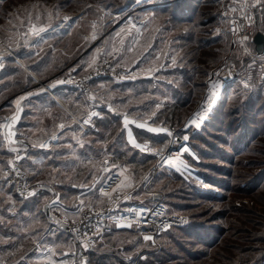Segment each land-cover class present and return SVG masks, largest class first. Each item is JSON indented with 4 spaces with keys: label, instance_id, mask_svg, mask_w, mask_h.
I'll return each instance as SVG.
<instances>
[{
    "label": "rangeland",
    "instance_id": "1",
    "mask_svg": "<svg viewBox=\"0 0 264 264\" xmlns=\"http://www.w3.org/2000/svg\"><path fill=\"white\" fill-rule=\"evenodd\" d=\"M197 1L0 0V118L16 114L18 100L35 111L23 121L31 123L21 132L29 145L23 155L13 146L1 159L0 229L19 234L23 225L37 233L40 216L24 221L17 210L35 199L41 212L53 204L76 222L81 211L110 203L99 189L116 175L111 197L122 182L131 187L118 191H132L142 206L159 194L186 225L149 240L118 229L96 242L90 264H264V54L227 32L228 20L243 14L227 12V0ZM32 26L44 31L35 35ZM102 63L111 78L90 82L86 91L60 86ZM37 100L44 104L36 109ZM173 107L181 121L174 128ZM197 112L205 116L199 128L190 124ZM91 113L98 115L87 121ZM129 133L147 148L134 147ZM185 136L202 157L187 146L196 160L187 154L179 159L186 167L165 163L168 170L153 176L148 149L163 152ZM40 143L47 147L33 146ZM13 160L43 196L18 199L3 182ZM17 255L0 258L13 256L16 264Z\"/></svg>",
    "mask_w": 264,
    "mask_h": 264
},
{
    "label": "built area",
    "instance_id": "2",
    "mask_svg": "<svg viewBox=\"0 0 264 264\" xmlns=\"http://www.w3.org/2000/svg\"><path fill=\"white\" fill-rule=\"evenodd\" d=\"M252 23L253 16L251 13L248 12L239 15L228 20L227 32L232 36L240 38L243 42L252 40L255 35L252 29ZM99 68L100 69L96 70L95 73L81 80L73 81L71 77L66 78L60 86L69 89L78 88L86 91V85L90 82L111 78V75L104 72V70L109 68L107 65L105 66V64L102 63ZM222 70L223 68H219L215 71L213 78H217L220 74L219 72ZM232 76H234V73L227 74V81H231L233 79ZM92 117L93 116H91V119ZM86 120H89V116ZM80 127L84 131H87L84 123H81ZM56 141L57 140L51 141V143H55ZM184 146L190 148L188 141L185 139L180 142H175L174 145H171L163 152H152L148 149L147 152L150 153L156 161L149 172H152L154 176L162 171L165 163H167V159L176 160L177 158L180 159L187 156L189 153H181V149ZM190 150L192 151L191 148ZM12 162L13 163L9 164L4 171L3 182L13 187L17 198L27 200L31 197L43 196L46 193L45 190L39 185L31 184L26 172L20 167L18 162L16 160ZM117 180V176L113 175L102 184L99 193H101V195L104 192L109 193ZM149 181L151 182L152 180L150 179ZM148 185L149 183L147 182V186ZM30 193L35 194L30 195ZM125 196H127V198H125ZM154 197L157 198L150 205L142 206L135 203L132 191H117L114 193L110 203L106 206L99 209L88 208L81 211L80 217L76 222L69 221L59 213H56L53 204H49L47 207L50 210V216L65 227V229L62 230L69 235L71 242L77 247L75 259L70 264H79L85 254H88L91 249L94 248L97 241H100L104 236L110 235L118 229L128 228L136 231L141 237L147 236L155 239L167 230L183 228L186 225V220L180 215L172 212L161 195H154ZM141 209H148L150 211L143 215H137V212ZM127 224H131V227L122 226ZM53 229L60 230L56 225Z\"/></svg>",
    "mask_w": 264,
    "mask_h": 264
},
{
    "label": "crops",
    "instance_id": "3",
    "mask_svg": "<svg viewBox=\"0 0 264 264\" xmlns=\"http://www.w3.org/2000/svg\"><path fill=\"white\" fill-rule=\"evenodd\" d=\"M137 4V3H136ZM227 12L237 13L241 12L245 14L249 12L253 16V23L252 27L255 30V33L261 32L264 33V0H227L226 8ZM252 42L251 40H246L244 43ZM39 100V99H38ZM36 101L38 104L36 106L39 108V105L43 106L44 101L39 102ZM61 100H54L55 104H58ZM20 106V104H19ZM4 106L0 105V115L3 112L2 108ZM48 107H55L54 104H51ZM62 107V106H61ZM5 108V107H4ZM24 109V108H23ZM65 110V107H62ZM31 110L24 109L23 117L21 119L20 126L17 132V138L22 142L18 145L17 153L22 154L23 147L29 146L28 143L25 141L26 134H21V132L27 131L31 123H24V118L26 115L32 116L34 112H29ZM68 111V110H67ZM38 114V113H37ZM34 114V115H37ZM7 115L5 117L0 118V164L1 159L7 157L10 154V146L7 144L5 136H4V124L5 121L8 119ZM2 119V120H1ZM29 131L31 129L29 128ZM15 146V147H16ZM23 155V154H22ZM21 155V156H22ZM3 185L0 183V191H3ZM4 198H0L3 200ZM36 201H26L22 202V207L18 206V211L21 215V219L27 221L33 217L35 220L36 217L40 216L41 220V228H39L37 233H33L29 230L26 226L19 225L21 228V232L19 234H13V232H5L3 229H0V257L1 255H6L10 253L11 255L17 253L18 260L16 264H70L75 259V248L73 246V242L69 239L67 233L60 229L55 230V224L52 223L51 220L48 219V216L44 213V206L41 210L36 208L38 203H41L38 199ZM4 201V200H3ZM39 201V202H37ZM19 202V201H18ZM37 202V203H36ZM26 203V204H25ZM23 212V213H22ZM24 212H26L24 214ZM23 215V216H22ZM7 216L8 218H13L14 216L9 215H2ZM4 218V217H3ZM1 221V220H0ZM118 230L117 232H119ZM115 232V233H117ZM114 234V233H113ZM22 237V238H20ZM24 237H28L29 240V247L26 246ZM28 248V249H27ZM13 256H10L8 259L4 260L0 258V264H14ZM7 261L9 263H7Z\"/></svg>",
    "mask_w": 264,
    "mask_h": 264
},
{
    "label": "snow or ice",
    "instance_id": "4",
    "mask_svg": "<svg viewBox=\"0 0 264 264\" xmlns=\"http://www.w3.org/2000/svg\"><path fill=\"white\" fill-rule=\"evenodd\" d=\"M49 16H51V13H49ZM65 19H68V17H65ZM94 27H95V25H93V28H94ZM30 31H31L33 34H35V35H39V33L42 32V31H44V29H43V28H37L36 26H32V28L30 29ZM93 38H94V36H93ZM90 66H91V65H90ZM20 99L22 100V99H24V97H21ZM16 103H17V105L19 106L20 101L18 100ZM204 111L206 112L207 109H204ZM94 115H98V114H97V113H91V114L89 115V120L91 119V116H94ZM17 119H18V115H16V116H12V117L8 118V119L5 121L4 126H5L6 128H10V127H11V124H14L15 121H16ZM204 119H205V116H204L201 112H197V113H195L194 116L190 119V124H191V125H194L196 128H199V127L201 126V122H203ZM86 122H87V121H86ZM129 122H130V121L128 120L127 116L125 115V117H124V126H125V128H127ZM144 126H145L144 124H139V125H138V127H144ZM60 127L63 128L64 125H60ZM148 130H149V131H154V132H155V131H163V129H152V128H149ZM14 136H15V133H14V132H11V133L9 134V137H6V139H9V142H10V143H15V140H14V139H11V138H14ZM10 137H11V138H10ZM56 138H57V137H56L55 135L52 136V139H56ZM184 139L187 140L188 137L185 136ZM129 140H130V143H132L133 146L136 147V148H140L141 150H144V149L147 148V145H143V146H142V145L136 143L135 140L132 139L130 133H129ZM33 146H34V147H35V146H39L40 148H46V147H47V145L44 144V143H40L39 145H33ZM10 151L15 152L16 149H15V148H10ZM185 151H187V149H185ZM17 159H19V157H17ZM166 162H167L169 165H173V166H175V167L177 168V170H180V168H182V167H186V165H184L182 161H179V158H177L176 160H173V159H167ZM12 163H13L12 161H9V164H12ZM5 179H6V177H5ZM128 187H131V184H128V183H124V182H122L120 185H118L117 189H113L112 191H113V192H116V191H118V190H123V189L128 188ZM34 194H35V193H30V195H34ZM102 195L108 197L109 199L112 198V197H111V194L108 193V192H104V193H102ZM125 198H127V196H125ZM148 211H150V210H148V209H141L139 212H137V215H143V214H145V213L148 212ZM122 226L131 227V224L122 225ZM144 239H145V240H149V239H151V237H147V236H146V237H144Z\"/></svg>",
    "mask_w": 264,
    "mask_h": 264
},
{
    "label": "water",
    "instance_id": "5",
    "mask_svg": "<svg viewBox=\"0 0 264 264\" xmlns=\"http://www.w3.org/2000/svg\"><path fill=\"white\" fill-rule=\"evenodd\" d=\"M252 43L254 44V47H255V53H256L257 55L260 56V55L264 54V33H261V32H257V33H255V35H254V37H253V39H252ZM224 80L226 81L227 78H224ZM23 112H24V110H23V106L20 105V106L18 107L17 111H16V114L13 115V116L18 115V119L15 121V123H14V124H11V127H10V128H6V127L4 126V136H5V139H6V137H9V134H10L11 132H14V133H15L14 138H11V137H10L11 139H14V140H15V143H10V142H9V139H6L7 144L10 145V146H16V145H18V144H20V143L22 142L21 140H19V139L17 138V132H18V128H19L20 123H21V119H22V117H23ZM114 115H115L116 117L119 116L118 113H115ZM43 210H44V213L48 216V218H49V219H50V220H51V221H52V222H53L58 228H60V229H65V227H64L63 225L59 224L55 218L49 216V211H48V207H47V206H44ZM87 262H88V258H87V256H84V257L81 259L80 264H87Z\"/></svg>",
    "mask_w": 264,
    "mask_h": 264
},
{
    "label": "trees",
    "instance_id": "6",
    "mask_svg": "<svg viewBox=\"0 0 264 264\" xmlns=\"http://www.w3.org/2000/svg\"><path fill=\"white\" fill-rule=\"evenodd\" d=\"M193 1H195L196 3H198V1L197 0H193ZM235 48V47H234ZM249 48L250 49H252V51L255 53V47H254V44L252 43V42H250V44H249ZM256 54V53H255ZM259 93H260V91L259 92H257L256 94H258L256 97H252L251 98V100L247 103V104H249V106L247 107V108H252L253 106L252 105H254V103H256L255 101L256 100H258V99H260V95H259ZM262 106H264V105H262ZM175 109L176 108H174L173 107V109H172V111H171V113L169 114V115H171L172 116V118H171V120H170V126L171 127H175V126H177V125H179V124H181V121H179V120H176L175 119ZM160 138V137H159ZM191 147V149L200 157H202V154H199V153H197L196 151H195V149H194V147H192V146H190ZM187 159H189V163L193 166V167H199V165H198V163H195V162H193L190 158H187ZM143 164H146L147 165V169L148 168H150V164L153 162V158L152 157H150V156H147L146 158H144L143 160ZM149 164V165H148ZM146 169V170H147ZM164 170H168L167 168H166V166H164L163 168H162V171L160 172V173H162V172H164ZM49 219V218H48ZM50 220V219H49ZM53 223V222H52ZM118 231V230H117ZM93 252L94 251H92V252H90L89 254H87V258H88V262H87V264H90V262L92 261V259H93V257H94V255L95 254H93Z\"/></svg>",
    "mask_w": 264,
    "mask_h": 264
},
{
    "label": "bare ground",
    "instance_id": "7",
    "mask_svg": "<svg viewBox=\"0 0 264 264\" xmlns=\"http://www.w3.org/2000/svg\"><path fill=\"white\" fill-rule=\"evenodd\" d=\"M140 1H142V0H138V2H140ZM54 140H57V138H56V139H52L51 141L53 142ZM185 149H187V151H185ZM185 152L189 153V154L195 159L193 153L189 150V148H188L187 146H184V147L181 149V153H185ZM195 160H196V159H195Z\"/></svg>",
    "mask_w": 264,
    "mask_h": 264
}]
</instances>
